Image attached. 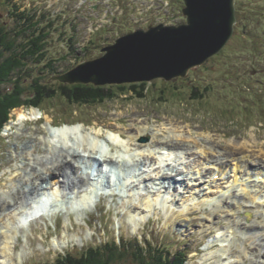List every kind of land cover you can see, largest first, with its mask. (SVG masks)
<instances>
[{"label":"rangeland","instance_id":"374dc122","mask_svg":"<svg viewBox=\"0 0 264 264\" xmlns=\"http://www.w3.org/2000/svg\"><path fill=\"white\" fill-rule=\"evenodd\" d=\"M183 8L184 4L180 0H0V24L3 22L4 27L13 28L15 19L21 20V18L24 21L32 20L39 24L35 29L36 32L28 30L29 27L25 28L27 32L20 29L21 33L17 37L18 45L23 44L26 38L36 36L42 37L41 44L39 43L36 49L43 48L42 57L36 55L35 58L24 62L20 71L15 70L11 81L2 85V88L9 91L11 85L17 83H14L16 76L18 79H24L25 96L34 97L36 90H40L39 108L49 115L45 117L43 123H35L39 115L33 111L34 107L31 108L34 105L30 104L24 96L22 100L25 105L11 112L10 117L11 119L15 117V121L9 123L0 139V202L4 203L0 207V212L7 208L13 198L16 199L15 195L12 197L16 190L14 187L23 185L30 178L28 174L31 170L25 174L29 166L32 165L38 170L41 168L34 163L33 159L44 155L47 143L50 144L55 139L62 144V138L61 140L50 136L56 129L49 126L53 123L57 125L86 123L85 125H90L87 132L93 137L98 132H102L100 129H95V125L104 129L105 125L111 124V129L118 128L117 131L124 133L126 137L129 136L128 141L132 140V137L135 140V135L138 134L136 129L146 128L150 131V136L141 138L142 140L145 138L142 143H150L151 137L155 135L167 139L173 135L178 137L180 135L179 138L185 135L188 144L197 140L202 147L192 148L191 151L189 150L190 154L186 149L181 152V155L180 152L174 155H167L158 150L157 152L160 153L162 160L165 158L164 161L170 162V171L173 168L179 169L180 171H177L180 174L182 172L189 176H197L200 171L205 172L208 169L211 170V174L216 172L218 166L210 159L216 161L219 158L216 152L223 156L224 150L220 147L227 148L230 145L237 147H230V151L242 153L252 150L249 153L254 156V166H264V159L255 155L261 150L264 153V0H238L237 23L229 43L202 66L191 70L185 78L170 82L154 80L147 83L105 85L114 90L115 98L85 105L73 104L62 96V89L76 85L62 84L51 79L69 72L82 62L101 57L103 47L113 44L116 39L134 30L146 29L150 25L161 23L184 24L186 18L182 15ZM25 11H28L30 15L25 14ZM20 112H24L25 118L31 120L22 123L19 119ZM33 113H35L34 116ZM138 113L142 115L141 118ZM155 119L161 121L157 122ZM183 127H188L185 132L178 131V128ZM66 129L68 128H64ZM64 133L67 134V132ZM104 133L122 146L127 143L119 141L109 131H103L102 134ZM56 145L59 143L54 144ZM216 145L217 148H215ZM244 145H247L249 150L246 149L247 146L243 150L239 148ZM182 148L184 147L178 150ZM203 148L210 150V157L207 158L202 154ZM157 152L149 147L135 151V155L141 154L139 160L146 163L145 167L140 168L142 169L141 177L136 179L149 180L158 177V180L162 174H170L156 170L158 165H155L153 163L155 161L150 158L159 156L156 155ZM33 154L35 156H32ZM214 154L218 157L215 158ZM226 163L227 175H224L221 181L218 179L220 178L218 173L213 175V178H207L206 184L203 183L205 191L201 199L194 198L195 202L190 200V187L182 190V194L172 189L170 192L154 196L155 204H158L160 195L166 196L165 205L170 202V199L179 202L177 206L171 208L163 205L165 207L161 213L150 207L146 208V205L145 208L148 211L142 214L132 213L131 207L144 206L146 201L143 203L142 200H138L134 192L126 190L123 193L116 192L120 193V196L118 195L115 199H107L101 211L96 209L91 215L79 212L71 216L72 224L68 228L66 224L56 231L54 226L49 227L47 223L46 226H37L39 230L36 234L31 228L33 236L30 235L28 228H22L20 241L18 239L20 230L14 222L11 226H15L13 244L18 248L14 250L10 259L7 256L3 258L9 260L6 264H69L70 259L73 263L81 261L87 264L88 254L91 253L89 249L95 246L98 247L96 250L100 255L98 257L107 264H142V259L150 261L154 256L158 259L162 258L160 255H154L156 250L151 248L158 250V246L163 245L171 247L172 252L185 248L192 251L187 264H214V260L207 261L209 263L204 261L215 252L219 254L225 252L227 254L225 264H229L240 256L237 247L242 246L241 241L237 242L233 239L230 248H225V244L233 237L231 234L237 220H243L242 212L235 214L229 211L230 209L221 208L222 205L219 208L216 203L221 202L224 195L228 197L232 193L244 192L246 189L240 183H243L246 178L241 179L238 175L240 183H236L233 176L235 163L225 159L224 164ZM24 174L26 178H23ZM206 175L208 173L201 174V179ZM129 179L135 180L134 176ZM149 182H152V179ZM200 182L198 181V185L193 187L194 190L201 187ZM131 185L134 187L133 184ZM145 185L149 188V184ZM258 187L259 185H252L253 189ZM6 192L11 194L9 199H4L3 194ZM57 193L58 190L55 188L47 191L46 194L57 198ZM137 196L141 198L143 195ZM187 199H189L188 202ZM151 202L153 201L148 203L151 204ZM228 202L234 205L232 199H228ZM254 205V215L260 218L258 222H264V199L256 200ZM196 211L199 214L193 216L192 214ZM16 214L17 212L15 216ZM9 218L4 217L6 222ZM76 220L79 221L78 225ZM85 221L90 222L92 230L87 226L89 225L87 222V225L84 223ZM244 222L247 223L248 220ZM66 229L74 230L66 235ZM262 231V228L258 227L252 232L257 236ZM47 234L53 236L43 240L42 238ZM254 235L250 234L252 237ZM247 237L249 235H246ZM131 240L132 243L129 244ZM145 240L150 244L147 248L149 251H134L133 248L140 247L139 243ZM108 241L113 244V247H105ZM121 241L128 242L121 243ZM120 243L125 244L121 251L118 250ZM252 243L253 241L247 242L250 259L255 257L251 251L259 249ZM163 246L161 249H164ZM0 249L8 251L5 245H2ZM4 253L6 254L5 251ZM67 253L70 257H65ZM159 253L164 256L161 252ZM82 255L86 256L80 258ZM61 257L64 263L58 261ZM251 260L254 264H260ZM250 263L251 261L246 259L245 264ZM0 264H3L1 259Z\"/></svg>","mask_w":264,"mask_h":264},{"label":"bare ground","instance_id":"6f19581e","mask_svg":"<svg viewBox=\"0 0 264 264\" xmlns=\"http://www.w3.org/2000/svg\"><path fill=\"white\" fill-rule=\"evenodd\" d=\"M32 109H34L33 111L37 112L38 115L42 114V111L40 109H38V111L35 108H32ZM34 115H35V113H33V116ZM25 116H26V114H24V112L23 113L22 112L19 113V119L21 120L22 123H24V121L31 120L30 118H25ZM139 116H140V118L142 117L141 114H139ZM39 119H40V117L38 119L36 118L35 120H39ZM49 120L51 121L50 118H49ZM49 126H51V125L49 124ZM105 126H106L105 128H108V129L112 128L111 124L105 125ZM81 127H83V125L74 126V127H63L60 130V132H56V130H53L54 134H52V135L50 134V136L53 137V138H56V139H59V138L61 139L62 138L63 139V140L61 139L63 141L62 144L63 145L65 144V147L67 149L64 150L63 147H58V145L54 146L55 143H57V144L59 143L60 144V142L55 141V139L52 140V142H51L52 145H51V143L50 144L47 143V145L45 146L46 152L44 153V155L42 157H36V158L33 159L34 163L36 165L40 166L41 168L38 170L36 167L34 168V166H32V165L29 166L28 170L25 171V174L29 173L30 170H31V172L28 174V177H30V178H28L27 182L24 183L23 185H19V187H16V186L14 187V189H16V190L12 194V197H13V195H15L16 199L13 198V200H11L12 202L10 201L9 202L10 204L7 205V208L5 207L3 212H0V214L1 213L4 214V216H3V214L0 215V248L2 247V245H5V246H7V249H8V251H6L5 249H0V259L2 260L3 264H6V262L9 261L8 259L11 258L12 253L14 252V250H16L18 248L17 246H15V244H13L14 238H15V236H13V234L15 232L16 222H19L20 220H22V217L19 216V213L22 211V209H21V207H22L21 200H23L25 197H26V199L29 196H32V197L36 198V197H39L40 195L44 194L45 198L42 197L40 200H36V203H39L40 201L43 202V203H48V202L50 203L51 198L46 193H47V191L56 188V190H58V193L56 194L57 198H55V199L62 198V200L65 201L66 200V196H65V193H64L65 190H70V191L76 190L78 188L79 184L82 185L85 182L84 177H82L81 175H78V173H79L80 169L82 168L81 166L85 162V160H84L85 156H86V158H89L88 156H95L96 151H95V149H90V148H93V147L89 146V144L87 145V137L82 136L80 131H84V130H82ZM64 128H68V129L64 130ZM187 128H185V127H183L182 129L178 128L179 129L178 131L185 132ZM76 129H78V130H76ZM116 129L118 130V128H116ZM117 130H115V133L117 135L126 136L124 133H121V132H119ZM136 130L138 131V134L135 135V140H133L134 141L133 143H135L136 146H138L140 148L149 147L154 152H157V150L158 151L166 150V151H169V154L171 153V154L174 155L175 153L179 154L178 152H180V155H181L182 154L181 152L183 150L186 149V151H188V153H189L192 150V148L195 147L196 149H199V146L201 145L200 141H197V140H195L192 144H188L187 141H186L187 138L184 137L185 135L183 136V138H179L180 135H179V137L176 136V135H173V136H169V138L167 139V138H162L159 134H157L159 136H156V135L152 136L150 143L149 144H145V143H142V139L141 138H143L145 136H148V135L150 136V131L148 129H146V128H140L139 130L138 129H136ZM64 132H67V134L64 133ZM67 135L70 138H72V137H74V138H76V137H84V139H85L84 141L86 142V145L79 144V145H77V148L72 149L71 147H69V145H66V144L70 143V140L66 138ZM97 135H99V136L102 135V132H98ZM93 138H95V137H93ZM185 144H187V145H185ZM225 145H227V144H225ZM225 145H223V146H225ZM246 146L244 145V146L239 147V148L241 150H243L244 148H246ZM181 147H184V148H182L181 150H178ZM200 147H202V146H200ZM230 147H232V146L230 145ZM230 147H227V148L220 147V148H222L224 150V152H223V156L224 157L221 156V154L219 152H216L215 149H214V151L217 153V155H219V158L216 161H214L212 159H210V160L213 161V162H216V165L219 168V173L222 174L224 172L223 170H225V167L227 165V163L224 164V159H227V160L230 159V160H232V163L233 162L235 163L234 164L235 168L233 170V172H235V175H233L236 178L235 182L238 181L237 180L238 179L237 175L239 174V172L242 173V171H243V172H246L247 175H250L251 178L253 177L252 178V180H253L252 183H255L256 181H254V176L255 177L262 176V173H264V166L263 167L260 166V167L254 168V164H253L254 156H252V154L249 153L252 150H249L248 146H247L246 149H248L249 152L244 151L242 153L238 152V151H230L229 150ZM234 147L235 146H233L232 148H234ZM215 148H217V145H216ZM235 148H237V147H235ZM194 149H193V151H195ZM34 154H36V153H34ZM34 154L32 156H35ZM148 154L150 155V152ZM184 154H186V153H184ZM202 154L206 155V157L208 158V157H210L211 153H210V150H206ZM151 155H153L152 151H151ZM156 155H159V156H152L151 159H153L154 161L161 160V161H159L160 162L159 164H162L164 162L166 163V161H164L165 158H164V160H162L160 158V153L159 152H157ZM255 155L260 157L261 159H264V153H263L262 150H261V152H259V154L256 153ZM164 157H166V156H164ZM178 157H179V155H178ZM216 157H218V156L215 155V158ZM171 158H172V155H171ZM204 158L205 157L203 156V159ZM100 160L101 161H99V160L98 161L101 162L102 164L107 162V164L111 165L113 163V166H117L118 165L120 168L121 167L123 168L124 165H125L124 162H122V161L118 162V161L111 160L107 156H104V157L102 156L100 158ZM88 161H90V158H89ZM169 164H170V162H169ZM97 165L99 166V164H97ZM167 166H169L168 163H167ZM96 171L99 173L100 169H96ZM75 172H76V174L74 175ZM84 173L87 175V179H88V177L90 176V173L87 170H84ZM171 173L170 174H162L160 176V178L158 179V181H160L159 182V186H161V189H165V190L171 189L172 190V188H173V189L176 190L177 186L179 184H186V180L185 179H183V178L179 179L178 178V176L181 175L179 173V171L174 170ZM25 174H24L23 178H26ZM73 175L76 178L73 179L72 178ZM100 178H103V181L105 183H109L108 178H106L103 173H102V175L100 174ZM228 184H231V183H228ZM259 184H260V186L258 187V189L263 185L261 183H259ZM231 186H232V184H231ZM21 188H23V189H21ZM260 193L263 194L264 190H261ZM10 195L11 194H8L7 192L4 193L3 194L4 199L5 198L9 199ZM160 196H162V195H160ZM170 196H171V194H170ZM178 198H180V197H178ZM233 198L234 199L238 198L237 202L234 205H230L228 203V201H225L222 205L227 207V208H230V210L234 211L235 214L239 213V212H243L244 213V215L241 216L243 218V220H241V221L237 220V223L235 224V226L233 225L235 230L233 229L234 233L232 232V234L238 239V241H242V238H241L242 236H240V235H244V232H247L246 234H248V233L252 232L253 230L258 229V227L262 228L263 231L259 232V234L257 236L254 235L255 237L253 236V237L246 238L245 239L246 243L242 242V244H241L242 246L238 247L239 251H241V256H238L237 259H235L234 261H230V262H231V264H236V263L237 264H241L244 261V256H247V252L249 251L248 250L249 248L247 247V242L253 241L252 244L253 245L256 244V246L259 249H258V251H253L252 250L251 252H253V255L255 256L256 259H260L259 260L260 264L261 263L264 264V256H263L264 255V248H263V246H264V222H261V221L258 222L259 217L253 215V207L251 205H249L250 203H253L256 200L255 191L252 190L251 192H248V193H245V194L243 193L240 197L236 196V194H233ZM45 200H47V201H45ZM184 200H182V202ZM188 200L189 199H187L186 201L188 202ZM221 201H223V200H221ZM239 201H243V202L240 204ZM57 202H60V201H57ZM3 204L4 203H2V201H1L0 202V207ZM146 208H147V206H146ZM251 209H252V211H250ZM15 212H17L16 216H15ZM181 213H182V211H181ZM198 214H199V212L196 211L192 215L193 216H197ZM238 215H240V214H238ZM257 215H259V214H257ZM6 216H8V218L10 216V218H9V220L7 222L4 219V217H6ZM245 219L248 220L249 224L243 222ZM4 220H5V222H4ZM212 220H213V223H214V217H213ZM14 222H15V226L11 227V226H13ZM192 225L194 226V224H192ZM195 225H196V223H195ZM244 245H246V246H244ZM213 248H214V246H213ZM4 251L6 252V254L4 253ZM224 255L225 254L222 255V254H219V253L215 252V254H213L212 256L209 255L210 257L209 258L207 257L208 259L206 261H204V262H207V261H210V260H214V264H224L225 263ZM6 256L8 257V259L4 260L3 257H6ZM249 261H251V260H249ZM207 263H209V262H207ZM250 264H253L252 261H251Z\"/></svg>","mask_w":264,"mask_h":264},{"label":"water","instance_id":"95a60500","mask_svg":"<svg viewBox=\"0 0 264 264\" xmlns=\"http://www.w3.org/2000/svg\"><path fill=\"white\" fill-rule=\"evenodd\" d=\"M186 23L126 34L53 80L94 86L185 78L228 44L236 25L235 0H181Z\"/></svg>","mask_w":264,"mask_h":264},{"label":"trees","instance_id":"16d2710c","mask_svg":"<svg viewBox=\"0 0 264 264\" xmlns=\"http://www.w3.org/2000/svg\"><path fill=\"white\" fill-rule=\"evenodd\" d=\"M16 20V19H15ZM16 23V25H15ZM13 28L4 27V23L0 24V133L4 125L9 120V115L13 109L19 108L25 105V102L22 100L25 96L23 92V83L24 79H18L15 77L14 85H11L9 91L2 88V85L7 84L11 81L14 76L15 70L20 71L22 64L29 60L30 58H35L36 55L39 57L42 55V47L36 49V46L41 44L42 37L32 36V38H26L23 44L18 45L17 37L20 35L21 30L27 32L25 28L29 27L28 30H35L39 25L38 23L33 22L32 20L24 21L16 20ZM36 32V30L34 31ZM17 33V34H16ZM42 57V56H41ZM43 90V89H42ZM25 91V90H24ZM40 90H36L34 97H27L30 101L29 103L34 106H39L38 98L41 96L39 94ZM62 96H65L73 104L76 105H85L95 102H105L106 99H114L116 94L111 87H94L92 85L83 86L77 85L72 88L65 87L61 90ZM154 255H160L162 258H156L155 256L149 261L142 259V264H184L186 261V256L182 252L173 254V256H162L159 252H155ZM69 264H84L83 262L73 263L72 261ZM87 264H107L101 259V257L89 256Z\"/></svg>","mask_w":264,"mask_h":264}]
</instances>
